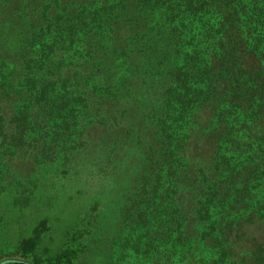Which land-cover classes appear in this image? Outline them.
I'll return each instance as SVG.
<instances>
[{"label": "trees", "instance_id": "trees-1", "mask_svg": "<svg viewBox=\"0 0 264 264\" xmlns=\"http://www.w3.org/2000/svg\"><path fill=\"white\" fill-rule=\"evenodd\" d=\"M263 14L264 0H0V117L128 166L124 256L264 264ZM81 250L71 237L39 255L29 238L0 264Z\"/></svg>", "mask_w": 264, "mask_h": 264}, {"label": "rangeland", "instance_id": "rangeland-1", "mask_svg": "<svg viewBox=\"0 0 264 264\" xmlns=\"http://www.w3.org/2000/svg\"><path fill=\"white\" fill-rule=\"evenodd\" d=\"M7 120L0 117V260L20 258L29 238L40 255L72 237L82 247L78 264H149L119 252L128 166L106 164L97 149L71 150L66 138L45 149L39 133L23 134L22 127H6Z\"/></svg>", "mask_w": 264, "mask_h": 264}, {"label": "water", "instance_id": "water-1", "mask_svg": "<svg viewBox=\"0 0 264 264\" xmlns=\"http://www.w3.org/2000/svg\"><path fill=\"white\" fill-rule=\"evenodd\" d=\"M14 264H29V263H27V262H19V261H14L13 262ZM4 264V263H3Z\"/></svg>", "mask_w": 264, "mask_h": 264}]
</instances>
